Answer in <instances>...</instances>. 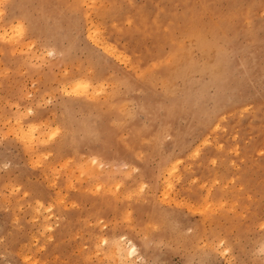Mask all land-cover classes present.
Listing matches in <instances>:
<instances>
[{
	"label": "rangeland",
	"instance_id": "obj_1",
	"mask_svg": "<svg viewBox=\"0 0 264 264\" xmlns=\"http://www.w3.org/2000/svg\"><path fill=\"white\" fill-rule=\"evenodd\" d=\"M7 2L9 19L30 31L15 56L0 59V135L15 132L5 112L22 95L43 96L42 83L56 108L52 119L68 131L40 168L32 161L47 153L0 144V264H24L25 256L37 264H103L107 255L97 256V244L107 230L98 221L107 223L117 201L126 203L130 149L143 155L135 162L147 184L142 216L160 229L157 242L172 246L146 250L136 264L149 257L185 264L217 238L228 243L231 264H258L264 0ZM73 76L89 85L74 105L60 91ZM93 129L96 139L88 136ZM33 135L39 148L48 147L39 143L41 130ZM181 202L191 211L177 209ZM133 243L139 248V238ZM112 260L119 264L115 246Z\"/></svg>",
	"mask_w": 264,
	"mask_h": 264
},
{
	"label": "snow or ice",
	"instance_id": "obj_2",
	"mask_svg": "<svg viewBox=\"0 0 264 264\" xmlns=\"http://www.w3.org/2000/svg\"><path fill=\"white\" fill-rule=\"evenodd\" d=\"M11 5L7 0H0V23L4 25V28L0 30V59L7 60L10 56L16 55V45H18L22 40L28 39V33L30 31L29 25L23 20H10L9 19V9ZM89 40H92V34L88 36ZM30 47H35V44L30 45ZM48 56H53L54 53L47 52ZM218 55H224L225 61H230L231 56L226 55V53L221 52ZM64 87L60 88L63 96L68 98L64 103L71 102L73 105L77 103V100L73 98H80L85 95L84 89L89 87L88 83L84 79L77 76L70 77L68 80L64 81ZM36 88V85H33ZM40 91L43 96H47L48 99L44 100L43 96L38 93L33 96L28 94L27 96H21L17 102L12 106L13 111H6L3 120L7 127L13 126V120L15 121V132L8 133L7 135H0V144L4 147H11L13 144H18L25 151L47 153L43 155L40 159H34L32 161L33 168L42 167L41 160H47L48 156H51L56 150L59 140L65 136L68 131L67 127L60 122V120H53L52 113L56 111L53 106V100L50 95V90L45 87L42 83L40 85ZM39 101V103L37 102ZM61 99L57 97L56 104H60ZM14 112V115H13ZM41 130L45 139L39 141L40 144H46L48 147L39 148L36 143H34L37 138L33 135L36 130ZM88 136L92 139L97 138L96 131L90 130ZM127 140V138H125ZM133 152V160L123 164V168L127 172L128 184V195L124 198L125 202L117 201V211L114 217H109L108 222L104 220H99L98 223L103 226V229L107 231L100 232V239L97 244V249L102 251H97V256L107 255V259L103 261V264H113L112 260V248L116 247V253L119 257V264H136L137 259L141 257L143 252L148 255V251L153 248L165 249L171 248V245H165L162 241L157 242V236L160 229L153 228L152 225L147 224L142 216V209L139 205L143 200V194L147 188V184L140 180L141 168L135 166L136 161L143 159L142 154H136L134 149H130ZM200 155L199 149L193 154V156L198 157ZM264 156V152L261 153ZM96 161H93L95 163ZM180 163V161H177ZM214 164L215 161H212ZM9 165L4 164V168L7 169ZM172 172H177L175 166L172 167ZM171 175V173H169ZM195 183V181H193ZM169 188L172 184L168 185ZM202 187L207 188L206 185ZM116 188L119 189L120 185L117 184ZM13 191H18L14 188ZM97 192L100 191L99 188L96 189ZM30 189L25 190L23 195L29 196ZM115 195V194H114ZM205 195V193H201ZM206 195H211L208 191ZM72 207H76L75 204ZM177 209L188 208L191 211V206L186 202H181L176 205ZM8 210L7 207L4 209ZM260 228L264 230V223L260 224ZM172 229L175 230V225L172 224ZM264 234V231H262ZM119 237V239H116ZM139 238L140 246L137 247L133 243L134 240ZM126 244V247H120L121 243ZM261 259L258 264H264V246L260 248ZM196 253L198 255L197 260H192L189 258L186 260L185 264H231V261L227 258L231 254V249L228 243L223 238H217L206 244H200ZM223 258V259H220ZM19 264V262H17ZM24 264H37L31 257H24ZM143 264H161L160 261H154L150 257L143 261Z\"/></svg>",
	"mask_w": 264,
	"mask_h": 264
},
{
	"label": "bare ground",
	"instance_id": "obj_3",
	"mask_svg": "<svg viewBox=\"0 0 264 264\" xmlns=\"http://www.w3.org/2000/svg\"><path fill=\"white\" fill-rule=\"evenodd\" d=\"M123 245H121V247H122ZM123 248V247H122Z\"/></svg>",
	"mask_w": 264,
	"mask_h": 264
}]
</instances>
